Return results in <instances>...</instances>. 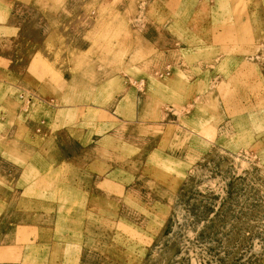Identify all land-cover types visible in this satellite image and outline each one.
<instances>
[{
    "label": "rangeland",
    "instance_id": "374dc122",
    "mask_svg": "<svg viewBox=\"0 0 264 264\" xmlns=\"http://www.w3.org/2000/svg\"><path fill=\"white\" fill-rule=\"evenodd\" d=\"M28 1L0 0V264H264V0Z\"/></svg>",
    "mask_w": 264,
    "mask_h": 264
},
{
    "label": "crops",
    "instance_id": "0c3cea01",
    "mask_svg": "<svg viewBox=\"0 0 264 264\" xmlns=\"http://www.w3.org/2000/svg\"><path fill=\"white\" fill-rule=\"evenodd\" d=\"M40 1L41 0H29L28 2L30 3V4H38V3H40ZM193 1V3L194 2H196V0H192ZM199 2V1H198ZM202 3V4H201ZM199 4H201L202 6H205V5H203V2H199ZM71 85H77L76 83H71ZM71 85L69 86V84L67 85L69 88L71 87ZM79 85V84H78ZM81 86H82V84H81ZM72 92H73V90H71ZM80 111L78 110V108L77 107H59V108H55L54 109V114L55 113H57V114H59V116H71V117H75L76 115H79L78 113H79ZM66 119V118H65ZM74 121V119H72V122ZM65 122L66 121H63V120H61V121H59V125H58V127L60 128V127H65ZM69 126V125H68ZM74 125L72 124V125H70L69 126V128L70 129H72V127H73ZM13 155H14V157H16V159L18 160V158H19V156L18 155H16L15 156V153H13ZM40 159H44V158H40ZM45 160V159H44ZM14 163H17V164H19L18 162H14ZM23 172H22V175L21 176H19V182L20 181H22V182H26V185L25 184H22V185H20V189H22L23 191H26L27 193L26 194H24V193H22V195L24 196V197H28V198H31V197H34V198H45L47 195H46V193L44 192V191H41V190H39V191H37L36 193H31L30 191L32 190V189H30V187H31V185L30 184H27V181H30V180H32V177H34L35 179H36V181H33L34 183L35 182H37V183H40V184H42L44 181L43 180H46V177L44 176V175H42V174H40V172H38V171H35V169L33 170L31 167H30V171L29 170H22ZM37 177V178H36ZM38 179V180H37ZM32 183V182H31ZM34 183H32V184H34ZM23 186V187H22ZM40 189H42V188H40ZM28 192H30V193H28ZM28 228H32V227H28Z\"/></svg>",
    "mask_w": 264,
    "mask_h": 264
}]
</instances>
